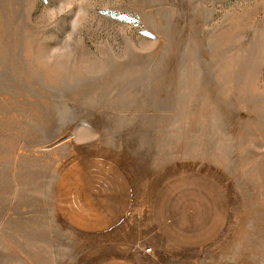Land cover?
<instances>
[{
	"label": "rangeland",
	"instance_id": "374dc122",
	"mask_svg": "<svg viewBox=\"0 0 264 264\" xmlns=\"http://www.w3.org/2000/svg\"><path fill=\"white\" fill-rule=\"evenodd\" d=\"M93 157L126 175L142 233L207 234L146 239L143 264H264V0H0V237L29 231L0 264L140 252L57 214L58 175Z\"/></svg>",
	"mask_w": 264,
	"mask_h": 264
},
{
	"label": "crops",
	"instance_id": "0c3cea01",
	"mask_svg": "<svg viewBox=\"0 0 264 264\" xmlns=\"http://www.w3.org/2000/svg\"><path fill=\"white\" fill-rule=\"evenodd\" d=\"M53 196L60 220L72 231L87 236L117 234L119 244L127 250L131 246L134 250L140 249V252L129 249L121 258L96 264H143L147 256L141 245L151 246L146 244V239L152 240L155 247H146L145 253L199 251L207 243L203 227L195 234L188 227L168 224L169 220L159 216H154L153 226L144 228L142 233V220L132 212L138 198L132 196L130 182L118 166L100 158L82 159L65 168L57 177ZM154 226L161 234L160 239L148 237ZM23 229L6 231L5 240L0 237V252H17L19 242L15 243L14 238L29 235V231Z\"/></svg>",
	"mask_w": 264,
	"mask_h": 264
},
{
	"label": "built area",
	"instance_id": "2783aa9c",
	"mask_svg": "<svg viewBox=\"0 0 264 264\" xmlns=\"http://www.w3.org/2000/svg\"><path fill=\"white\" fill-rule=\"evenodd\" d=\"M148 251V250H147Z\"/></svg>",
	"mask_w": 264,
	"mask_h": 264
}]
</instances>
